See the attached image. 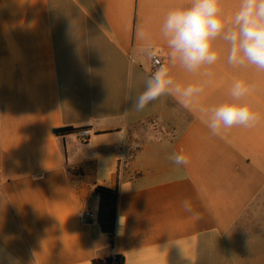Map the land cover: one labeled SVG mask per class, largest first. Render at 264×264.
Segmentation results:
<instances>
[{
  "label": "crops",
  "instance_id": "1",
  "mask_svg": "<svg viewBox=\"0 0 264 264\" xmlns=\"http://www.w3.org/2000/svg\"><path fill=\"white\" fill-rule=\"evenodd\" d=\"M182 3L0 0V264H264V72L219 62L190 109L175 94L133 106L149 43L177 83L205 79L172 66L160 39ZM237 79L255 84L261 119L213 136L200 108L229 99ZM97 186L120 191L114 251L98 221L79 220L83 207L98 214Z\"/></svg>",
  "mask_w": 264,
  "mask_h": 264
},
{
  "label": "clouds",
  "instance_id": "2",
  "mask_svg": "<svg viewBox=\"0 0 264 264\" xmlns=\"http://www.w3.org/2000/svg\"><path fill=\"white\" fill-rule=\"evenodd\" d=\"M159 31L171 65L190 74L199 73L205 79L186 85L177 83L169 64L158 59L161 49L149 43L141 51L154 61L155 71L133 101L136 110L169 94L177 96L182 108L190 109L214 75L210 69L219 62L235 69L264 72V0H236L230 13L225 10V0H183L180 6L168 10ZM128 87H132L131 78ZM254 90V83L237 79L229 99L200 108L211 135L222 137L227 129L254 127L260 121L261 113L247 100ZM170 159L177 166L188 162L182 153H173Z\"/></svg>",
  "mask_w": 264,
  "mask_h": 264
},
{
  "label": "trees",
  "instance_id": "3",
  "mask_svg": "<svg viewBox=\"0 0 264 264\" xmlns=\"http://www.w3.org/2000/svg\"><path fill=\"white\" fill-rule=\"evenodd\" d=\"M79 130L74 128L56 129L55 134L58 136L77 133ZM69 173L75 178H83L85 170L83 168H76L69 170ZM95 195L100 199L98 210V224L102 233L106 236L111 251H114L117 238V222L119 216V189H109L102 186H97ZM125 258L120 255H111L106 258H97L92 264H124Z\"/></svg>",
  "mask_w": 264,
  "mask_h": 264
},
{
  "label": "built area",
  "instance_id": "4",
  "mask_svg": "<svg viewBox=\"0 0 264 264\" xmlns=\"http://www.w3.org/2000/svg\"><path fill=\"white\" fill-rule=\"evenodd\" d=\"M158 59L160 60L161 63H163L161 52H159L158 54ZM153 65H154V61L152 60V65H151L152 72L155 71V67ZM91 136H92V132L90 130H81L78 132V137L84 142L89 140ZM79 220L83 224H90L98 221V214L87 207H83L79 212Z\"/></svg>",
  "mask_w": 264,
  "mask_h": 264
}]
</instances>
